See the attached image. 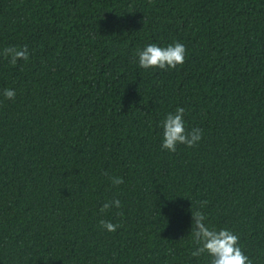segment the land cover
I'll return each mask as SVG.
<instances>
[{
    "label": "trees",
    "instance_id": "1",
    "mask_svg": "<svg viewBox=\"0 0 264 264\" xmlns=\"http://www.w3.org/2000/svg\"><path fill=\"white\" fill-rule=\"evenodd\" d=\"M177 41L183 65L139 67ZM23 45L0 55V264H210L191 211L264 264V0H0V53ZM177 107L203 136L172 153Z\"/></svg>",
    "mask_w": 264,
    "mask_h": 264
},
{
    "label": "clouds",
    "instance_id": "2",
    "mask_svg": "<svg viewBox=\"0 0 264 264\" xmlns=\"http://www.w3.org/2000/svg\"><path fill=\"white\" fill-rule=\"evenodd\" d=\"M187 49L185 45L179 41L169 44L165 47L158 46L155 43L146 45L142 50L138 51V64L142 69L158 68L161 70L175 69L178 65H183L186 58ZM9 62L16 66L18 61H28L29 50L27 45L19 47H6L2 53ZM3 96L6 99L14 100L16 92L14 89H4ZM185 109L177 107L174 112H169L161 121L163 129V139L161 147L169 152L175 153L178 145H186L191 148L201 141L203 130L200 128H186L184 120ZM107 175V173H105ZM113 185L122 184L123 178L112 177ZM207 204V201L201 202V208ZM120 208L119 199H113L105 202L100 211L107 212L110 208ZM192 227L191 236L196 250L192 252L193 257H199L207 253L211 257L210 264H252L251 259L242 251L239 246V236L227 228L217 230L209 227L206 223V216L202 211H191ZM100 226L109 232H115L120 225L113 224L110 221L101 220Z\"/></svg>",
    "mask_w": 264,
    "mask_h": 264
}]
</instances>
